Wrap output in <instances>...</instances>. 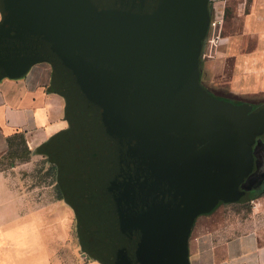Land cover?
<instances>
[{"label": "water", "instance_id": "water-1", "mask_svg": "<svg viewBox=\"0 0 264 264\" xmlns=\"http://www.w3.org/2000/svg\"><path fill=\"white\" fill-rule=\"evenodd\" d=\"M207 20V0H0V80L51 66L70 128L40 150L84 250L106 264H188L195 218L238 183L177 154L206 112L196 64Z\"/></svg>", "mask_w": 264, "mask_h": 264}, {"label": "crops", "instance_id": "crops-1", "mask_svg": "<svg viewBox=\"0 0 264 264\" xmlns=\"http://www.w3.org/2000/svg\"><path fill=\"white\" fill-rule=\"evenodd\" d=\"M234 4L245 10L240 31L229 33L225 22ZM209 5L207 0L199 58L213 49ZM215 6L221 26L214 44L215 62L209 65L220 78L230 63L223 84L227 90L222 93L264 100V0L245 4L228 0ZM51 71L48 63L40 62L23 76L0 80V155L6 153L7 138L15 133L23 134L34 151L69 128L65 100L51 88ZM237 170L238 189L233 196L195 218L186 244L188 264H264V193L257 196L251 191L264 180V140L256 159L241 163ZM28 177L0 170V264H104L69 238L73 211L65 200L48 197L45 188H31ZM247 182L248 188L242 187Z\"/></svg>", "mask_w": 264, "mask_h": 264}, {"label": "flooded vegetation", "instance_id": "flooded-vegetation-1", "mask_svg": "<svg viewBox=\"0 0 264 264\" xmlns=\"http://www.w3.org/2000/svg\"><path fill=\"white\" fill-rule=\"evenodd\" d=\"M199 64L200 58L198 57L197 76L199 75ZM198 91L203 103V111L206 112L191 119L183 138L182 147L185 155H182L180 149H177L180 151L177 154L186 160L192 157L197 158V155L201 154L199 158L206 160L210 169L217 171L219 168H227L237 172L241 163L256 159L259 147L264 140V100L259 102L241 100L235 96L209 89L207 92L200 91L199 86ZM220 99L224 102L223 100L219 102ZM180 135L182 133H177L175 136ZM249 184L251 183L247 182L242 187L248 188ZM237 189L236 186L222 193L228 191V197H231ZM251 191L252 195L263 194L264 180L254 186ZM76 227L79 235L77 218ZM81 248L84 249L82 244Z\"/></svg>", "mask_w": 264, "mask_h": 264}, {"label": "rangeland", "instance_id": "rangeland-1", "mask_svg": "<svg viewBox=\"0 0 264 264\" xmlns=\"http://www.w3.org/2000/svg\"><path fill=\"white\" fill-rule=\"evenodd\" d=\"M236 0H230V3H233ZM241 1L242 3L247 0H237ZM210 7L212 5L210 4ZM237 4L231 5L228 8V19L225 22V31L229 33H237L240 31L241 24H242V10H245L243 8L241 11H239L237 8ZM231 11V12H230ZM241 13V14H240ZM212 44V43H211ZM211 46L213 49H210L209 55L203 57V53L200 58V65L199 67L202 69L201 78L198 75V84L200 91L204 90L207 92V90H213L217 91L219 93H225L226 87L223 85L226 81V77L229 74V68L230 63L227 62L224 69V77L218 78L216 75L218 71L213 69L209 64H214L215 58H214V44ZM222 93V94H223ZM223 99H220L219 102H221ZM224 102V100H223ZM26 140V139H25ZM27 144V142H26ZM28 146V144H27ZM21 148V147H20ZM30 150V149H29ZM26 159V155L23 152H19V155L15 159H11L6 153L0 155V170L9 171V172H18L22 173L24 175H28V183L31 185V188H45L48 190V197L55 198L57 197V190H56V183H58V178L54 176V173L50 171V167L52 163H55L53 159L44 152H41L39 150H30V154ZM57 179V180H56ZM233 185V184H232ZM234 185L233 187H236ZM65 202L69 205V202L64 199ZM70 206V205H69ZM72 209V207L70 206ZM73 211V209H72ZM72 220V227L71 232L69 234V238L73 240V243H77L81 247L78 230L76 227V218L73 211V216L71 217ZM70 242V239L67 241V243Z\"/></svg>", "mask_w": 264, "mask_h": 264}, {"label": "trees", "instance_id": "trees-1", "mask_svg": "<svg viewBox=\"0 0 264 264\" xmlns=\"http://www.w3.org/2000/svg\"><path fill=\"white\" fill-rule=\"evenodd\" d=\"M7 146H8V148H7L6 154L11 159H15L19 155V152H23L26 155L25 160H27V157L30 154V150L26 144V140H25V137L23 134L15 133V134L9 136L7 138ZM38 150L41 151L40 148ZM50 171H52L54 173V176L58 178V169H57V166L55 163H52V165L50 167ZM56 190H57V198L58 199H65L59 183H56ZM104 264H106V263H104Z\"/></svg>", "mask_w": 264, "mask_h": 264}, {"label": "built area", "instance_id": "built-area-1", "mask_svg": "<svg viewBox=\"0 0 264 264\" xmlns=\"http://www.w3.org/2000/svg\"><path fill=\"white\" fill-rule=\"evenodd\" d=\"M228 0H208V3L212 5L210 7V15H212L211 20L209 21V27L211 30V34L213 35L211 38H209V42L212 44H215L216 41L219 40L218 34H219V28L221 26V19L216 14V2H226ZM210 6V5H209ZM216 31V33L213 34V32ZM203 57L210 56L209 52L206 53V51H203Z\"/></svg>", "mask_w": 264, "mask_h": 264}]
</instances>
